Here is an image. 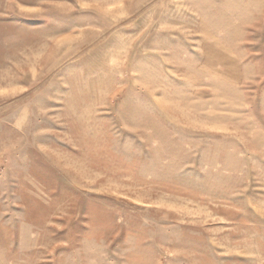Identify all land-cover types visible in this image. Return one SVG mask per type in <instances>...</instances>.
<instances>
[{"label":"rangeland","instance_id":"374dc122","mask_svg":"<svg viewBox=\"0 0 264 264\" xmlns=\"http://www.w3.org/2000/svg\"><path fill=\"white\" fill-rule=\"evenodd\" d=\"M0 264H264V0H0Z\"/></svg>","mask_w":264,"mask_h":264}]
</instances>
